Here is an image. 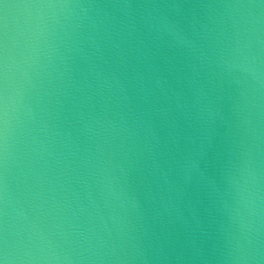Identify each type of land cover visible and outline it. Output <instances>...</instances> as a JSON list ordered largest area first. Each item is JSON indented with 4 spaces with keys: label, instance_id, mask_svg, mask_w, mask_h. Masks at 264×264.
Wrapping results in <instances>:
<instances>
[{
    "label": "clouds",
    "instance_id": "9594fccd",
    "mask_svg": "<svg viewBox=\"0 0 264 264\" xmlns=\"http://www.w3.org/2000/svg\"><path fill=\"white\" fill-rule=\"evenodd\" d=\"M0 264H264V0H0Z\"/></svg>",
    "mask_w": 264,
    "mask_h": 264
}]
</instances>
